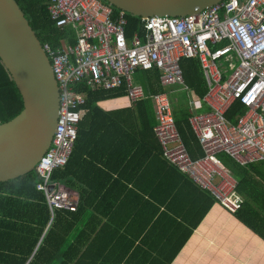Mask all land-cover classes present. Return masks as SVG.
<instances>
[{
	"label": "built area",
	"instance_id": "built-area-1",
	"mask_svg": "<svg viewBox=\"0 0 264 264\" xmlns=\"http://www.w3.org/2000/svg\"><path fill=\"white\" fill-rule=\"evenodd\" d=\"M47 10L66 34L62 47L43 46L60 92L52 144L35 167L37 190L51 215L77 207L52 176L72 156L86 114L82 90H124L137 105L146 98L135 80L142 72H159L162 88L188 89L180 65L184 59L199 61L208 88L203 99L208 112L189 119L204 156L190 158L166 93L152 97L162 155L230 214L240 210L237 182L218 155L226 154L240 166L264 163V0H225L195 15L151 17L131 35L127 14L102 0H51ZM235 103L244 112L232 124L226 115Z\"/></svg>",
	"mask_w": 264,
	"mask_h": 264
},
{
	"label": "trees",
	"instance_id": "trees-1",
	"mask_svg": "<svg viewBox=\"0 0 264 264\" xmlns=\"http://www.w3.org/2000/svg\"><path fill=\"white\" fill-rule=\"evenodd\" d=\"M15 1L43 46L49 45L56 49L65 44L66 34L57 29L50 20L47 7L51 0ZM127 19L128 34L139 31L144 25L140 18L127 15ZM180 65L188 90L203 105L208 88L199 61L184 59ZM159 77L157 71L143 73L141 84L146 98L136 105L135 112L139 117L131 110L105 113L97 107L99 103L126 96L123 90H82L87 96L83 106L86 114L78 125V137L72 156L67 165L55 171L52 176L53 182L65 190L79 192L80 198L75 211L58 210L51 215L43 193L37 190L39 178L36 173L0 184V264H88L90 257L96 256L97 248L108 238L110 229H114L113 226L118 235L134 236L133 239L127 237L130 240L128 248L131 250L135 247L136 235L133 229L137 225L136 220L129 218L130 221L126 223L115 224L111 215L113 211L118 209L125 216H137L141 213L154 218L161 210L159 205L164 204L169 197L171 203L166 206L168 212L162 214L168 216L181 209V213L174 214L176 216L178 213L176 217L180 219L181 230L175 234L178 237H173L172 243L166 246V251L160 255L162 259L158 263H172L216 201L209 193L200 190L186 175L177 171L162 155L154 133L157 123L154 121L151 105V97L165 91L160 86ZM169 98L175 124L187 153L192 160L203 158V150L190 125L189 119L193 115L190 107L185 99L176 102L172 94ZM202 108L198 113L208 112L207 108ZM22 110V97L0 61V124L12 120ZM243 112L241 104L235 103L226 117L229 122L236 124L237 118ZM140 117L142 123L139 127L131 125L127 129V121L141 122ZM107 136L122 144L105 143ZM126 140L131 142L128 147L130 157L136 152H143L145 155L143 162L145 167H149L144 173L146 183H149L147 171L152 170V165L155 170H169L159 175L161 187L156 192L151 189V183L147 190L137 192L134 189L127 195L124 188H120L119 180H115L114 185H108L106 179L107 183L98 182V186L87 178V174L95 172L108 176L119 172L104 170L100 166L104 163H97L92 155L93 151L102 148L112 150L127 144ZM137 145L141 146V150L133 151ZM218 158L237 182L236 193L243 202L234 217L264 241V163L240 166L226 154H219ZM105 168L108 169V165ZM131 171L132 175L136 172ZM150 201H155L156 205ZM172 244L175 245L172 247ZM143 248L151 250L144 241L134 249L137 250L136 255ZM93 262H96V258Z\"/></svg>",
	"mask_w": 264,
	"mask_h": 264
},
{
	"label": "crops",
	"instance_id": "crops-1",
	"mask_svg": "<svg viewBox=\"0 0 264 264\" xmlns=\"http://www.w3.org/2000/svg\"><path fill=\"white\" fill-rule=\"evenodd\" d=\"M67 33L69 34V32ZM73 42L74 41L72 40L70 44ZM143 73L145 72L139 74L143 75ZM141 78L138 77L136 81L142 86ZM163 89L165 90L163 93H166L168 97L171 94L174 95V100L176 102L185 99L192 114L198 113V111L204 106V104L202 105L201 102L195 100V97L190 90L181 86ZM200 104L202 105L201 108H199ZM151 105L152 112L155 116L153 102H151ZM97 107L105 113L131 110L134 112L135 116L139 117V114H136L135 112L136 105H132L126 96L99 103L97 104ZM141 120L140 117V121ZM154 121L157 123L156 116ZM141 123L142 121L139 122V120L135 123L134 121L132 123L127 121V129L131 125L139 127ZM101 140L102 139H100V141ZM129 141L130 140H126L128 145L124 143V145L112 150L102 148L99 151H93V160L97 163H104V165H100L104 170H119V172L111 173L112 177L107 174H96L95 172L87 174V178L94 181V184H97L98 186L100 185L98 182H108V185H114L115 180H119L120 188H124V192H126L127 195L130 190L135 189L137 192L140 190H147L149 188L148 185L151 183V189L156 192L159 187H161L159 175L169 170H155L154 165H152V170L147 171L149 183H146L144 180V173L149 167H145L144 165L143 159L145 160V155L143 152H136L134 156L132 154L133 157H130L128 147L131 142ZM104 142H113L115 145L116 143L122 144V142L117 141L115 138L113 140L111 136L105 137ZM136 150H141V146L137 145L133 148V151ZM89 161H91V159H89ZM96 165L99 168V165ZM107 165L108 169L105 168ZM92 169L96 170L93 167ZM131 170H135L136 172L132 175ZM66 190L75 203L78 204L80 198L79 192L70 189ZM155 195H157V193ZM166 200L167 201L164 204L159 205L161 210L157 212V215L154 216V218L149 217V215H141V213L139 215L137 214V216L126 215V217L125 215H122L121 212L119 213L118 209L111 214L114 223L119 225L130 221L129 218L131 220H133V218L136 220L137 225L133 229V233L136 235L134 241L135 247L131 250L140 246L144 241L147 245L149 244L151 250L143 248V251L139 252V255H136L137 250L131 252L130 248H128L130 246L129 239H133L134 236L118 235L114 232L115 227L113 226L114 229H110L108 232V238H105V242L100 248H97L96 256L90 257L91 260H89L88 264H159L158 261L162 259L160 258V255L166 251V246L169 243H172V238L178 237L175 236L177 231L179 232L181 230L179 229V225L181 224L180 219H177L176 217L178 213H181V209L180 211L179 209L176 211L178 212L176 216L174 215L176 212H173V214H169L168 216H163L162 213L168 212L166 206L168 207L171 203L170 197ZM150 203L156 205L155 201H150ZM148 222L150 223L149 225ZM145 226L146 229L144 230L143 228ZM174 245L175 244H172V247ZM168 254L172 255L171 251H168ZM95 258L96 262H93ZM132 259L134 262L131 261ZM171 264H264V241L240 223L234 217V214H230L222 208V206L215 203Z\"/></svg>",
	"mask_w": 264,
	"mask_h": 264
},
{
	"label": "water",
	"instance_id": "water-1",
	"mask_svg": "<svg viewBox=\"0 0 264 264\" xmlns=\"http://www.w3.org/2000/svg\"><path fill=\"white\" fill-rule=\"evenodd\" d=\"M142 20L199 14L225 0H102ZM0 61L23 110L0 124V184L35 173L57 127L60 92L43 45L15 0H0Z\"/></svg>",
	"mask_w": 264,
	"mask_h": 264
},
{
	"label": "rangeland",
	"instance_id": "rangeland-1",
	"mask_svg": "<svg viewBox=\"0 0 264 264\" xmlns=\"http://www.w3.org/2000/svg\"><path fill=\"white\" fill-rule=\"evenodd\" d=\"M138 77H142V74H139L138 76H135V80H137L138 79Z\"/></svg>",
	"mask_w": 264,
	"mask_h": 264
}]
</instances>
